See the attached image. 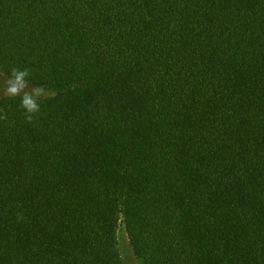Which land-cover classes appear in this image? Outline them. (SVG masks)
<instances>
[{"label": "trees", "instance_id": "trees-1", "mask_svg": "<svg viewBox=\"0 0 264 264\" xmlns=\"http://www.w3.org/2000/svg\"><path fill=\"white\" fill-rule=\"evenodd\" d=\"M0 264H264V0H0Z\"/></svg>", "mask_w": 264, "mask_h": 264}, {"label": "clouds", "instance_id": "clouds-1", "mask_svg": "<svg viewBox=\"0 0 264 264\" xmlns=\"http://www.w3.org/2000/svg\"><path fill=\"white\" fill-rule=\"evenodd\" d=\"M31 72L28 68L12 67L10 73L6 74L0 90L10 98L19 97L20 107L24 110V118L32 123L36 114L41 110L42 99H52L56 93L43 86H30L29 77Z\"/></svg>", "mask_w": 264, "mask_h": 264}, {"label": "rangeland", "instance_id": "rangeland-1", "mask_svg": "<svg viewBox=\"0 0 264 264\" xmlns=\"http://www.w3.org/2000/svg\"><path fill=\"white\" fill-rule=\"evenodd\" d=\"M3 79L4 76L0 74V82H2ZM0 87H2V84H0ZM3 95H4L3 91L0 90V97ZM117 241H118V251L121 257L122 264H140V262L136 259V257L132 253L127 235L124 231L122 224H119L117 230Z\"/></svg>", "mask_w": 264, "mask_h": 264}]
</instances>
